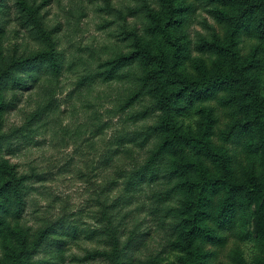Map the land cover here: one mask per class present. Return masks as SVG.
I'll use <instances>...</instances> for the list:
<instances>
[{"label": "trees", "instance_id": "1", "mask_svg": "<svg viewBox=\"0 0 264 264\" xmlns=\"http://www.w3.org/2000/svg\"><path fill=\"white\" fill-rule=\"evenodd\" d=\"M136 1L139 5L129 11V17L136 23L141 16L144 22L132 25L123 37L126 47L116 50L102 63L104 69L93 75L104 82L125 76L135 81L136 88L121 110L144 97L151 105L131 113L129 120L137 122L157 112V122L117 138L122 146L153 143L145 163L131 171L129 186L138 177L152 180L155 176L150 170L163 166V178L165 174L170 189L180 196L178 207L167 210L168 216L175 217L170 248L180 256L179 264H217L229 239L233 246L223 264H247L239 243L249 235L245 210L254 206L253 227L260 253L257 262L264 264V176L251 170L239 174L236 162L240 153L229 146L240 145V152L252 144L264 148V95L258 75L264 61V0ZM151 2L156 7H150ZM43 4L40 0H12L14 19L30 26L42 50L27 57L14 54L5 67L0 63V113L13 107L6 100L8 89L33 87L42 79L59 82L66 70L65 52L57 41L60 28L47 23L45 13H41ZM199 7L217 27L198 34L192 42L187 29ZM10 22V7L0 0V31ZM89 78L85 75L82 80ZM181 101L195 107L198 127L194 132H184L177 124L174 111ZM4 137L0 133V151ZM32 176L1 159L0 264H43L35 257L41 245L60 241L64 235L59 233L63 229L59 222L37 234L20 225L10 226L22 217ZM119 178L122 175L109 181L113 187ZM119 202L114 198L102 206L109 224L111 210ZM117 233L112 227L110 251L95 248L89 255L111 264H126L125 251L131 241L122 245ZM158 256L136 264H160Z\"/></svg>", "mask_w": 264, "mask_h": 264}, {"label": "rangeland", "instance_id": "2", "mask_svg": "<svg viewBox=\"0 0 264 264\" xmlns=\"http://www.w3.org/2000/svg\"><path fill=\"white\" fill-rule=\"evenodd\" d=\"M40 1L44 3L41 13H45L47 23L60 28L57 41L65 52L66 70L59 82L42 79L33 87L31 84V88L6 91V100L13 107L0 113V133L5 136L0 161L7 159L10 164H17L19 171L34 174L22 217L10 226L13 229L20 225L37 234L52 223H62V240L43 243L35 255L43 264H111L89 253L95 248L112 249V227L117 229L122 245L131 241L125 251L128 259L123 260L126 264L158 254L160 264H179L180 256L170 248L175 217L168 216L167 210L178 207L180 196L170 189L171 182L165 174L163 178L162 165L150 170L155 176L152 180L138 177L129 186L131 171L145 163L153 143L145 147L140 143L122 146L117 141L119 136L141 132L157 122V112L137 122L129 120L131 113L151 105L144 97L121 110V104L136 88L135 81L125 76L104 82L93 76L104 69L102 63L112 58L116 50L126 47L123 37L132 25L144 22L141 16L136 23L129 17V11L139 2ZM4 3L10 7L11 22L0 31L1 67L14 54L27 57L42 50L41 43L33 39L30 26H22L14 19L12 0ZM150 7L156 6L151 2ZM216 27L214 19L199 7L188 26V38L194 42L198 34ZM85 75L90 78L82 80ZM258 75L264 95V61ZM174 116L182 131L197 130L198 115L192 105L179 102ZM229 146L240 153L236 162L239 174L251 170L264 176V148L252 144L240 152V145ZM36 174L42 179L35 178ZM121 175L113 187L109 181ZM114 198L120 202L111 210L109 224L102 206ZM253 211L254 206L245 210V230L249 235L239 243L247 264H258L260 255ZM230 246L233 245L229 239L217 264L226 261Z\"/></svg>", "mask_w": 264, "mask_h": 264}]
</instances>
